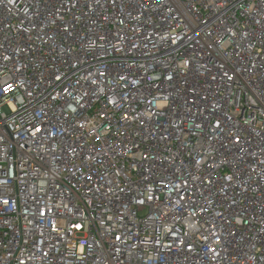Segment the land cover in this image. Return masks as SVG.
Here are the masks:
<instances>
[{
	"label": "built area",
	"instance_id": "built-area-1",
	"mask_svg": "<svg viewBox=\"0 0 264 264\" xmlns=\"http://www.w3.org/2000/svg\"><path fill=\"white\" fill-rule=\"evenodd\" d=\"M0 264H264V0H0Z\"/></svg>",
	"mask_w": 264,
	"mask_h": 264
},
{
	"label": "snow or ice",
	"instance_id": "snow-or-ice-1",
	"mask_svg": "<svg viewBox=\"0 0 264 264\" xmlns=\"http://www.w3.org/2000/svg\"><path fill=\"white\" fill-rule=\"evenodd\" d=\"M10 87V86H9ZM7 90V89H6ZM6 202V201H5ZM117 239H119V237L117 238Z\"/></svg>",
	"mask_w": 264,
	"mask_h": 264
}]
</instances>
